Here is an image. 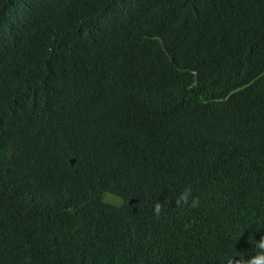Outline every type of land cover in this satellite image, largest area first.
<instances>
[{"label": "trees", "instance_id": "1", "mask_svg": "<svg viewBox=\"0 0 264 264\" xmlns=\"http://www.w3.org/2000/svg\"><path fill=\"white\" fill-rule=\"evenodd\" d=\"M261 237L264 0H0V264H227Z\"/></svg>", "mask_w": 264, "mask_h": 264}, {"label": "clouds", "instance_id": "2", "mask_svg": "<svg viewBox=\"0 0 264 264\" xmlns=\"http://www.w3.org/2000/svg\"><path fill=\"white\" fill-rule=\"evenodd\" d=\"M192 188L186 187L176 199V207L190 206L197 208L200 204L199 197H194ZM164 209V204L157 202L154 205V213L159 218ZM255 254L248 258L246 253H241L239 256H229L227 264H264V237L259 241H255Z\"/></svg>", "mask_w": 264, "mask_h": 264}, {"label": "water", "instance_id": "3", "mask_svg": "<svg viewBox=\"0 0 264 264\" xmlns=\"http://www.w3.org/2000/svg\"><path fill=\"white\" fill-rule=\"evenodd\" d=\"M71 163L74 164V163H75V160L73 159V160L71 161Z\"/></svg>", "mask_w": 264, "mask_h": 264}]
</instances>
